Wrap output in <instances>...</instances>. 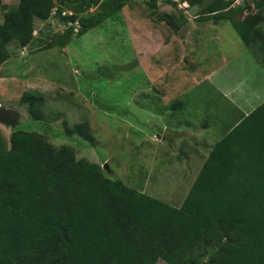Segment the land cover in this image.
<instances>
[{
    "label": "trees",
    "instance_id": "1",
    "mask_svg": "<svg viewBox=\"0 0 264 264\" xmlns=\"http://www.w3.org/2000/svg\"><path fill=\"white\" fill-rule=\"evenodd\" d=\"M179 1L192 6L201 0ZM236 1L211 0L201 20H229L246 47L259 49L264 0H251L256 13L250 20L233 21ZM156 2L18 0L0 23V64L11 55L8 44H30L35 20H47L53 10L70 26L46 49L66 46L74 24L82 35L139 6L148 18ZM159 19L176 32L170 18ZM21 102L41 118V96L27 92ZM248 120L257 143H247L244 154H214L215 148L179 208L104 177L96 164L76 160L69 145L53 147L24 130L13 131L8 144L0 138V264H185L196 248L202 252L187 264H264V103ZM70 133L90 138L84 124Z\"/></svg>",
    "mask_w": 264,
    "mask_h": 264
},
{
    "label": "rangeland",
    "instance_id": "2",
    "mask_svg": "<svg viewBox=\"0 0 264 264\" xmlns=\"http://www.w3.org/2000/svg\"><path fill=\"white\" fill-rule=\"evenodd\" d=\"M210 2L201 0L189 6L179 0H157L154 15L148 18L141 16L140 6L136 10L123 8L116 17L82 35L77 34L79 27L74 24L66 46L48 49L45 44L56 41L70 24L60 22L56 10L45 21L35 20L34 40L25 47L11 41V55L0 64V108L16 114L13 126L0 122V138L8 144L13 131L24 130L41 135L53 147L69 145L76 160L96 164L104 177L179 208L207 154H179L180 138L166 137V103L171 94L164 93L165 83L172 76L176 79L183 59L190 67L197 64L198 53L187 59L185 48L177 47L178 40L183 39L190 48L198 34L208 32L210 22L201 20L200 11ZM17 4L18 0H0V23L4 13ZM233 8V21L250 20L256 13L251 0H237ZM164 15L173 22L177 34L159 19ZM209 16L208 20L218 18ZM226 28L233 32L224 43L227 48L213 41L208 49H225L226 56L239 60L243 53L242 47L236 46L238 35L231 26ZM261 31L264 34V25ZM257 42L261 47L253 50L264 62V43ZM172 46L178 52L167 59L166 50ZM260 64L264 68V63ZM226 65H220L221 72ZM235 66L244 64L237 61ZM27 92L42 98L40 119L35 120L21 102ZM76 124L87 125L89 139L70 133ZM200 252L198 248L191 251L184 263ZM156 264L166 263L159 260Z\"/></svg>",
    "mask_w": 264,
    "mask_h": 264
},
{
    "label": "crops",
    "instance_id": "3",
    "mask_svg": "<svg viewBox=\"0 0 264 264\" xmlns=\"http://www.w3.org/2000/svg\"><path fill=\"white\" fill-rule=\"evenodd\" d=\"M204 22H210L208 32L198 34L194 39V46L191 44L190 48L185 47L184 40L180 38L177 41V47L185 48L187 59L198 53V61L194 67H190L183 59L186 66L182 65L176 79L172 76V80L165 83L164 93L171 94L166 103V137L180 138L182 144L179 154L208 155L215 148L217 151L214 154H244L247 152V143H257L253 138L256 132L248 119L249 114L264 103V68L260 64L264 62L239 37L236 46L242 47L239 50L243 56L239 60L226 56L224 51L227 46L224 43L230 34L233 35L231 30L228 32L226 25L231 26L232 30L233 26L228 20L221 19ZM171 31L177 34L178 30ZM213 41H216L214 45L225 49H208V44L210 47V42ZM172 43L176 45L174 41ZM229 47H233V43ZM168 49L167 59H172L178 51L175 52L174 46ZM212 51L213 56L210 55ZM237 61L243 62V70L242 67H234ZM206 63L209 64L208 67ZM225 63L228 67L221 72V66ZM171 129L175 132H171ZM172 141L174 143L175 138ZM184 144L189 145V148L183 146Z\"/></svg>",
    "mask_w": 264,
    "mask_h": 264
},
{
    "label": "water",
    "instance_id": "4",
    "mask_svg": "<svg viewBox=\"0 0 264 264\" xmlns=\"http://www.w3.org/2000/svg\"><path fill=\"white\" fill-rule=\"evenodd\" d=\"M0 122L13 126L16 122V114L4 108H0Z\"/></svg>",
    "mask_w": 264,
    "mask_h": 264
},
{
    "label": "built area",
    "instance_id": "5",
    "mask_svg": "<svg viewBox=\"0 0 264 264\" xmlns=\"http://www.w3.org/2000/svg\"><path fill=\"white\" fill-rule=\"evenodd\" d=\"M53 1H54V0H53ZM65 13H66V12H63L62 15L65 14Z\"/></svg>",
    "mask_w": 264,
    "mask_h": 264
}]
</instances>
